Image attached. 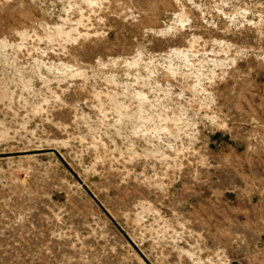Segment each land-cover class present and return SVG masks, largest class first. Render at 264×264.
<instances>
[{
	"label": "rangeland",
	"instance_id": "1",
	"mask_svg": "<svg viewBox=\"0 0 264 264\" xmlns=\"http://www.w3.org/2000/svg\"><path fill=\"white\" fill-rule=\"evenodd\" d=\"M0 264H264V0H0Z\"/></svg>",
	"mask_w": 264,
	"mask_h": 264
}]
</instances>
